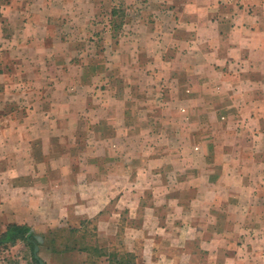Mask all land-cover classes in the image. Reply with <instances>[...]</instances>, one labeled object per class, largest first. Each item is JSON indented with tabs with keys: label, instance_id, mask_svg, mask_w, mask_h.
<instances>
[{
	"label": "crops",
	"instance_id": "crops-1",
	"mask_svg": "<svg viewBox=\"0 0 264 264\" xmlns=\"http://www.w3.org/2000/svg\"><path fill=\"white\" fill-rule=\"evenodd\" d=\"M67 2L50 7L66 16ZM179 2L168 12L177 11L173 23L181 26L148 34L167 66L156 58L155 76L178 71L170 93L154 98L152 114L144 92L139 107L133 95L115 99L111 84L106 94L93 93L89 67L58 65L54 48L65 37L49 24L37 34L38 24L23 29V47L12 40L8 57L25 64L13 87L25 89L27 102L23 116L0 119V207L13 213L58 199L80 223L95 220L97 232H117L129 205L106 208L137 200L135 215L147 217L138 229L143 264H264V0ZM77 4L81 10L87 2ZM168 38L178 67L165 54ZM163 136L171 139L166 147L156 143ZM133 149L140 161L129 159ZM140 186L149 188L146 198ZM108 246L106 239L99 244Z\"/></svg>",
	"mask_w": 264,
	"mask_h": 264
},
{
	"label": "rangeland",
	"instance_id": "rangeland-1",
	"mask_svg": "<svg viewBox=\"0 0 264 264\" xmlns=\"http://www.w3.org/2000/svg\"><path fill=\"white\" fill-rule=\"evenodd\" d=\"M63 1H68L67 3L70 4L69 13L66 16H57L59 11L52 10L50 4L58 5ZM82 1L87 4L79 10L75 6L78 5L77 2ZM177 1L180 3L179 0ZM173 2L177 3L174 0L171 3L154 0H0V98L6 96L4 100L0 101V119L15 113H18L17 116H23L27 102L26 95L23 93L25 89L21 85L13 87L15 81L21 80L23 71L20 72L22 68H25V64H19V61L10 59L8 47L12 40L13 47L25 46L23 45L24 40L17 43L21 31L27 27L37 28L34 25L38 24L40 27L36 30L37 34L43 30L44 23L49 24L48 31L53 35L65 37L63 43H58L54 48L57 56H53L52 59H57L58 65L65 66L66 62L73 61L76 64L89 67L90 74L86 75L91 76H88L86 80L91 81L93 87L91 92L93 93L98 91L101 94L107 89V85L111 84L112 87L108 89L113 91L115 99L123 100L133 95L138 107L137 99L144 95L147 100L151 101L147 107L152 114L155 109L152 106L154 98L157 96L160 100L165 94L170 93L173 84L171 79L178 71L174 68L166 77L155 76L153 71L157 72L158 70L155 65L156 58L160 65L167 66L162 63L161 54L157 56L156 54L159 52L154 53L153 38L149 39L148 34L155 29L170 31V29H178L176 26H181L180 23L176 25L173 23V20L179 19L176 16L177 11L168 12L169 6L176 8V4L172 5ZM179 7L181 6L179 5ZM113 9L116 11L114 14H112ZM51 11L55 16H51ZM81 14L82 16L79 18ZM41 18L42 20L49 18L50 23L41 22ZM174 42L171 38L166 40L165 54L167 58L173 59L174 67H178L180 62L178 56H173L170 53L174 51ZM175 51L177 52L176 49ZM137 63L144 66L145 70L142 71L135 67ZM45 67L47 68L48 65ZM49 67H52L51 70L54 71L53 64ZM51 73L55 75V72ZM17 74L19 75L17 76ZM92 76H94L93 79H91ZM142 92H144L143 95ZM10 95L16 98L9 99ZM172 122L178 124L183 121L173 120ZM193 129L195 133H198L201 126H194ZM214 131L215 142L218 144L221 137L218 136L216 126ZM135 135L129 138L130 144L135 143L138 139L137 134ZM152 139L154 138L149 137L147 142L149 143ZM157 139L156 143L164 147L167 145L166 142L171 140H165L164 136ZM136 155L137 151L131 152L129 159L135 162L140 161ZM145 157L148 159L149 152ZM133 169H135V165L131 166L129 171L132 172ZM142 186L139 187V190L146 198L149 188L144 190ZM131 188L133 193L140 194L136 185H132ZM129 196L132 197V195ZM123 204L113 200L106 208L129 205L125 215L118 221L117 232H114L115 227H112L113 232H104L102 229L97 232L95 220L80 223L78 216H70L68 211L65 212L63 203L58 199L46 200L40 208L18 206L13 209V213L9 208L2 209L0 207V234L14 221L30 227L35 238L42 237V242H37V244L39 245L38 259L43 264H105L103 258L106 256L111 261L108 264H119L123 261H127L128 264H143L139 261L144 248L143 241L141 242L142 234L138 229L142 220H147V217L135 215L133 209L137 206V200H129ZM170 205H174V202ZM158 218L165 223L164 211L160 215L158 214ZM105 239L110 246L100 248L99 244L105 242ZM179 251L177 255H180ZM166 252L168 250L165 249ZM101 255L106 256L101 257ZM0 264L39 263L37 259L33 260L32 246L25 241L18 240L15 244L0 246Z\"/></svg>",
	"mask_w": 264,
	"mask_h": 264
},
{
	"label": "trees",
	"instance_id": "trees-1",
	"mask_svg": "<svg viewBox=\"0 0 264 264\" xmlns=\"http://www.w3.org/2000/svg\"><path fill=\"white\" fill-rule=\"evenodd\" d=\"M116 11L113 9L112 14ZM18 240L27 242L28 245L32 246L37 244L35 235L32 229L26 225L10 224L6 227L5 231L0 234V246L15 244ZM33 260L36 261L33 255Z\"/></svg>",
	"mask_w": 264,
	"mask_h": 264
},
{
	"label": "water",
	"instance_id": "water-1",
	"mask_svg": "<svg viewBox=\"0 0 264 264\" xmlns=\"http://www.w3.org/2000/svg\"><path fill=\"white\" fill-rule=\"evenodd\" d=\"M36 240H37L38 243H41L42 242V237L41 236H37ZM38 251H39V245L36 244V245H34V249H33L34 258L38 260L39 264H43V262L38 259Z\"/></svg>",
	"mask_w": 264,
	"mask_h": 264
}]
</instances>
